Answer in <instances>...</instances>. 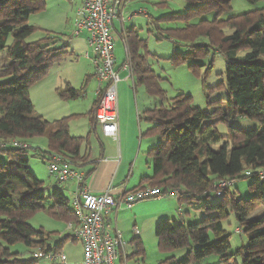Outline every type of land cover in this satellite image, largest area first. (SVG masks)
Wrapping results in <instances>:
<instances>
[{"label": "trees", "instance_id": "trees-1", "mask_svg": "<svg viewBox=\"0 0 264 264\" xmlns=\"http://www.w3.org/2000/svg\"><path fill=\"white\" fill-rule=\"evenodd\" d=\"M184 1L194 8L184 14H174L172 18L186 19L210 9H215L219 15L231 9V0ZM45 7L46 0H0V53L7 50L10 59L8 64L0 63V143L12 139L28 142L34 137L46 135L47 153L64 155L77 167L86 162L82 153L85 139L71 134L69 117L50 122L38 114L29 97L30 86L53 63L65 59L68 54L74 55L69 52V44L64 37L62 46L45 41L47 34H50L47 32L40 40L27 39L37 30L36 26L28 23L30 16L43 11ZM226 30L231 32L227 34ZM11 35L13 43L8 44ZM176 35L184 41L206 37L209 43L197 46L199 50L209 54L211 47H218L226 54L229 98L219 101H225L228 110L222 114H219L218 108L211 112L202 110L193 103L190 95L182 93L165 104L166 92L161 86L163 78L149 64L150 52L145 41L136 27L130 26L125 30L126 52L135 83L144 85L151 97L161 101L160 105L141 114V119L151 125L143 136L157 135L159 142L147 151L153 176L143 177L146 183L141 184L140 188L152 186L164 192L183 189L178 200L181 204L195 203L191 200L197 202L202 194H207L200 207L217 213L195 223L167 218L159 221L154 228L160 249H191L181 261L171 257L156 264H191L211 254L220 256L219 264H264V217L249 219L258 206L264 205V175L261 176L264 173V8L246 11L222 21L216 17L197 24L188 23L178 29ZM52 37L61 38L58 35ZM240 51H245L241 59L237 58ZM9 76L10 80H2ZM84 90V87L77 89L68 83L60 95L63 99H75ZM99 101L100 95L95 103L96 119ZM229 116L255 119L261 127L243 130L230 126L229 134L222 136L215 123L226 121ZM217 144L221 145L214 149L213 145ZM30 147L0 145V150L10 158L9 162L0 163V264H37L40 256L28 261L17 258L18 253L9 246L18 242L29 248L38 243L43 247H40L41 253L57 254L62 250L64 239H76L68 232L53 246L47 242L51 233L43 228L37 229L28 222L35 213L45 210L51 217L64 220L66 224L79 223L63 189L50 191L43 181L29 171L26 152ZM244 171L251 179L253 195L239 198L229 185L218 201L211 202L209 193L219 190L221 180L232 182ZM248 171L250 174H247ZM47 199L52 201L48 208L45 206ZM230 208L248 234V244L234 254H229L230 235L222 225ZM132 241L136 251L143 253L140 238ZM194 244L198 247H193Z\"/></svg>", "mask_w": 264, "mask_h": 264}, {"label": "rangeland", "instance_id": "rangeland-1", "mask_svg": "<svg viewBox=\"0 0 264 264\" xmlns=\"http://www.w3.org/2000/svg\"><path fill=\"white\" fill-rule=\"evenodd\" d=\"M79 2L80 0H46L45 9L30 16L28 23L36 26L37 30L27 38L29 41L40 40L47 32L50 34H47L48 38L45 41L55 46H62L65 43L64 37L69 41V52H73L74 55L68 54L65 59L53 63L49 70L30 86L29 97L34 103L36 112L50 122L56 120L54 117L60 115L61 109L79 113L80 115L73 116L69 121L70 132L73 136L87 138L88 131H90L89 124L85 115L81 113L87 111L88 103L95 97L94 94L95 91L97 92L99 80L95 76L93 48L88 44L86 32H81L78 35L75 34L76 9ZM127 2L129 3L126 4L124 11L121 13L124 21L123 25H120V28L122 26L125 28L133 26L138 29L141 39L146 43L147 51L150 52L149 64L155 73L163 78L161 86L166 92L167 100H165V104L182 93L190 95L193 103L202 110L211 112L218 108L220 110L219 114L225 113L228 110V104L225 101H219V99L228 100L229 98L225 74L228 60L226 54L221 49H218V47H211L210 53L206 54L199 50L197 46L209 43L208 38L199 37L193 39V41H184L178 38L176 31L184 28L188 23L197 24L204 19L210 21L216 17L222 21L246 11L264 8V0H231V9L221 12L219 15L214 11L215 9H210L186 19L171 17L174 14L187 13V11L194 8V6L184 0H128ZM143 6L149 8L151 18L145 14L138 13L139 9ZM119 22L121 21L119 20ZM115 24H118V21H115ZM230 32V30H226L227 34ZM51 34L58 35L61 38L52 37ZM12 43L13 37L11 35L8 38V44ZM119 43L118 46H123L121 41ZM7 53V50H3L0 53L1 64L9 63L10 59ZM88 53L89 56H87ZM244 54L245 51H240L237 58H243ZM174 56L175 60L173 59ZM117 59V63L120 65L126 63V52L123 51L121 56H117ZM126 72L127 75H130L128 70ZM123 74L124 71H121L120 75ZM10 79V76L2 78L3 81ZM128 81L133 86L132 79L128 78ZM67 82H70L77 89L85 87V94L75 99H63L61 95L51 93V87L54 88L55 84L57 87L61 86V89H64ZM139 88L145 90L144 85L140 84ZM153 100L154 103L161 102L157 98H153ZM215 124L222 136L229 134L230 126L243 130L261 127L259 121L255 119L237 116H229L226 121H219ZM140 125L144 133L150 124L148 121L142 119ZM98 137L94 133H91L89 142H85L83 148L87 147V149L94 153L99 152L101 140L104 143L111 142L116 144L112 138L103 136L101 131ZM141 140V149L145 150L146 153L148 149L158 144L159 137L157 135L151 137L143 136ZM30 143L32 147L28 148L26 152L29 158V171L35 174L39 180L43 181L50 191L54 188H62L69 197V206L71 209H75V192L71 194V189L74 187L72 180L75 182L76 180L69 179L63 184L50 175L48 169L50 161L48 158H50V155L47 153L48 140L46 135L32 138L30 139ZM220 145H213V148L217 149ZM9 161L8 154L0 150V163ZM90 166L91 164H86L79 167V169H87ZM250 183L251 179L246 176L244 171L230 183L229 187L232 192L236 193L237 197L244 199L254 193L250 188ZM209 195V199L213 203L220 199V196L216 192L212 191ZM206 198L207 194H202L200 196L201 200L197 202L191 200L195 203L189 204L188 202H183L181 204L178 201L179 198L176 196L164 195L138 202L139 204H147L141 215L128 216L126 214L122 219L119 218L118 230L122 233L126 243L124 249H122L123 257L127 258L126 264H142L143 262L156 264L171 257L181 261L191 248L183 247L168 251L160 249L154 227H156L159 221L166 218L195 223L206 217L215 216L217 214L216 211H208L204 207H200ZM51 205L52 201L47 199L45 206L48 208ZM180 206L182 207V213L179 212ZM160 211L163 214L170 213L171 215L158 218L155 215ZM229 212V215L223 219L222 225H224L225 230L230 235L231 250H229V254H234L237 249L248 244V234L244 231L243 225L241 226L238 223L232 208H230ZM254 217H264V205L258 206L249 215V219ZM28 222L37 229L43 228L47 233H51V238L47 242L53 246L70 231L67 229V224L64 220L51 217L45 210L35 213L28 219ZM137 230L142 232V234H135ZM136 237H139L142 242L143 253L136 251L132 241ZM9 247L13 252L18 253L17 258L19 260L28 261L39 256L41 246L36 243L33 248H29L23 243L18 242ZM193 247H198V245L194 244ZM59 253L67 257L66 263L62 262L60 258L51 260L47 256H40L37 264H81L84 255L83 244L80 240L71 237L64 239L62 250ZM121 258V255L117 258V264L122 263ZM219 262L220 256L211 254L201 261L191 264H219Z\"/></svg>", "mask_w": 264, "mask_h": 264}, {"label": "built area", "instance_id": "built-area-1", "mask_svg": "<svg viewBox=\"0 0 264 264\" xmlns=\"http://www.w3.org/2000/svg\"><path fill=\"white\" fill-rule=\"evenodd\" d=\"M122 0H82L76 9V30L78 35L85 31L88 33V44L93 48L95 54L93 63L95 76L99 80L97 94L100 101L96 110L103 134L120 141L119 135V107H118V83L121 81L120 74L116 69L115 43L120 38V33L113 29V19L117 17L121 8ZM145 9H141L143 12ZM128 63L124 67H128ZM2 147H30V144L18 139L3 141ZM49 173L60 183L69 179H75L82 184L83 175L64 155L54 153L49 159ZM250 174V171L247 172ZM264 173H261L263 176ZM230 180H221L217 195L230 185ZM183 189H172L163 191L158 187L145 186L123 194L116 195L115 187L110 186L102 193H93L84 187L75 193V209L79 223L67 224V229L73 236L83 244L84 255L81 264H117V258L122 256L120 264H126L122 249L126 243L121 232L117 231L112 224L111 213L122 205L133 206L142 200L172 195L179 198ZM179 212L182 209L179 207ZM39 256H47L51 260L61 259L66 263L67 257L60 253H39Z\"/></svg>", "mask_w": 264, "mask_h": 264}, {"label": "crops", "instance_id": "crops-1", "mask_svg": "<svg viewBox=\"0 0 264 264\" xmlns=\"http://www.w3.org/2000/svg\"><path fill=\"white\" fill-rule=\"evenodd\" d=\"M127 1L128 0L121 1L122 4L119 14H117L118 16L113 19V29L116 33H120V38L118 37L115 43L116 69L119 72V74L121 71H124L125 74V75L124 74L120 75L121 81L118 83L120 141L119 142L115 141L116 144H113L111 142L104 143L102 140L101 141L99 140L100 150L99 152H94V153L91 150L87 149V147L85 149L83 148L84 143L89 142L91 133H94L97 138H99L98 135L100 131L103 134L102 127L99 121L95 118L94 109H95V103L98 98V94L95 91L94 94L95 97H93L92 101L88 103L87 111L81 113L84 114L85 117L87 118L89 124V130H90L88 131L89 133L88 137L87 138L83 137L85 141L83 142L82 145V153L83 155H85L86 162L81 166H84L86 164H91V166L87 169L84 168L82 170L79 169V167L81 166L76 167L77 170L80 173H82L84 177L82 180L83 185L82 184L79 185L78 181L75 182L72 180L74 187L71 189L72 191L71 194L74 192L76 193L77 191H79V189L84 187L88 188L93 193H102L105 190H107L110 186H112L115 187V194L120 195L123 194L124 192H128L140 188L141 184L146 183L143 182V177L153 176V166L151 164V161L147 157V152L145 153V150L141 149V144H142L141 139L144 133L142 132V127H140L141 126L140 123L142 120L141 114L147 109L150 110L151 108L160 105L161 102L154 103L153 97H151L146 92V90H142L141 88H139L140 84L135 83V77L133 76L131 71V66L129 65L130 61L128 58V54L126 52L127 46L124 40L125 30L130 27L125 28L122 26L120 28V25H123V21H124L121 13L124 11L126 4L129 3ZM81 2L82 0H80L77 7L81 4ZM141 9H145V10L143 12H140ZM138 13L145 14L146 16H149V18H151V15L149 14L150 13L149 8L146 6L141 7ZM119 20L121 22H119ZM115 21H118V24H115ZM86 34L88 36L87 32ZM120 41L123 44V46H118V43ZM92 51L94 56V50ZM123 51L126 52V57H127L126 63H128L129 65L128 67H124V64L126 63H124L123 65L117 63L118 60L117 56L118 55L121 56ZM87 56H89V53L87 54ZM127 70L129 71L130 75L129 74L127 75L126 72ZM128 78L132 79L133 86L130 85ZM68 83L72 86L70 82H67L66 84ZM61 88H62L61 86L57 87V85L55 84L54 88L51 87V93L53 92V94L55 95H60V91L62 90ZM84 94L85 92L82 95ZM87 99L89 98L87 97ZM59 114L60 115L54 117L56 118V120L65 117H69L71 120L73 116L76 117L77 115H80L79 113L73 111L68 112L64 109H61ZM94 120H95V124L93 123ZM150 126L151 125H149V127ZM103 136L105 135L103 134ZM78 137H82V136H78ZM28 143L32 145L30 143V140H28ZM146 205H147L146 203H141V204L137 203L131 207L126 206L125 204L122 205L118 209V211L115 210L113 213H111L110 216H111L112 224H114V227L117 229V231H119L118 230L119 221H120L119 218L122 219L123 217L126 216V214L128 216L141 215ZM166 215L170 216L171 214L170 213L163 214V212L160 211L155 216H158V218H162L163 216ZM135 234L141 235L142 232H139L137 230Z\"/></svg>", "mask_w": 264, "mask_h": 264}]
</instances>
